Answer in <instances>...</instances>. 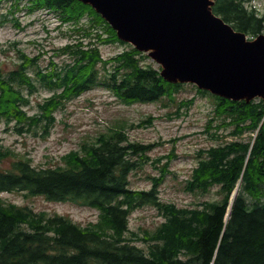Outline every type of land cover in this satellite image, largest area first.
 I'll use <instances>...</instances> for the list:
<instances>
[{
    "label": "trees",
    "instance_id": "1",
    "mask_svg": "<svg viewBox=\"0 0 264 264\" xmlns=\"http://www.w3.org/2000/svg\"><path fill=\"white\" fill-rule=\"evenodd\" d=\"M246 1L216 0L211 10L236 31L257 36L264 30V16L247 11ZM39 7L59 9L63 21L73 22L74 31L90 40L84 44L78 39L60 49L59 54L71 58L62 66L52 61L47 71L36 68L30 75L27 70L38 57H25L16 70H0V122L31 127L42 120L52 123L59 107L93 87H102L121 103L133 105L161 98L175 102V94L185 86L169 82L159 69L144 65L146 54L129 45L122 53L103 59L92 35L99 44L125 43L89 5L77 0H34L33 9ZM84 17L89 19L88 26H80ZM37 84L53 94L40 105L38 116H29L24 110L29 103L25 91H39ZM197 91L215 104L206 127L210 138L220 140L227 131L230 140L200 149L184 190L205 195L216 189L217 200L196 207L161 202L157 188L170 173L168 163L152 178L151 190L131 189L129 175L152 146L131 142L122 128L111 129L79 152L65 155L63 166L36 168L28 160H17L11 171L0 169V193L70 201L100 212L97 224L81 227L66 217L36 213L0 198V264H264V102L233 101ZM193 102L180 101L179 108H189ZM146 123L151 124L152 117ZM145 205L155 206L163 222L142 236L128 237L129 215Z\"/></svg>",
    "mask_w": 264,
    "mask_h": 264
},
{
    "label": "rangeland",
    "instance_id": "2",
    "mask_svg": "<svg viewBox=\"0 0 264 264\" xmlns=\"http://www.w3.org/2000/svg\"><path fill=\"white\" fill-rule=\"evenodd\" d=\"M259 3L263 4L264 0H259ZM1 6L2 11L5 5ZM7 18L10 20V16ZM23 21L25 22L26 19ZM54 23H57V20ZM81 25L88 26V23L84 19ZM11 27L8 21L3 29H0V68L6 73L15 69L19 63L16 50L4 44V39L12 36V32L8 33V28ZM40 27L41 25L38 24V29ZM48 27L51 28L50 25ZM73 28L75 30V25ZM45 31L40 32V35L46 39L43 43L47 53L38 63L40 68L47 65L52 50L56 61L63 64V60L67 58L65 55L56 58L57 49L78 39L83 40L84 44L89 41L75 31L69 33L70 29L66 25L58 31L52 32L47 29ZM31 32L28 28L24 35ZM248 38L251 37L248 36ZM91 41L98 43L94 35ZM19 47L30 57L41 53L40 50L43 49L26 45ZM127 48L126 44H99V50L104 59L111 58ZM143 64L159 68L156 62L148 58ZM107 69L110 70L111 67L108 65ZM35 70L36 67H31L28 73L33 75ZM99 70L101 74L105 73L101 66H98ZM37 85L39 91H25L29 103L24 109L30 116H38L41 113L40 105L52 95L50 91L41 88L40 84ZM174 98L175 102L161 98L151 103L125 105L108 90L93 87L59 107L53 114L52 123L42 120L38 125L31 127L2 121L0 122V169L11 171L13 163L17 160H28L36 168H56L62 165L65 154L79 151L85 145L89 146L99 135L109 132L110 129L122 128L132 142L155 144L147 153V158L142 160L138 168L130 174L131 189L150 190L152 178L158 177V169L168 163L170 173L157 189V196L161 202L172 203L177 207H196L201 202L217 200L216 189L205 195L191 194L184 190V184L197 164L199 150L229 140L230 138L226 135L228 132L221 134L223 141H212L209 134L211 131L207 133L206 126L212 118L214 102L209 96L199 94L192 84L185 85ZM189 99H194L189 108L186 106L179 108L180 101ZM150 116L153 117L151 125L142 124V127H138L140 122H144ZM169 155L174 157L168 159ZM0 197L5 203L26 206L36 213L44 212L50 216H63L80 226L95 223L99 215L95 209L69 201L51 202L44 197L29 196L21 192H4L0 193ZM162 221V216L153 205L135 209L128 218L127 236L133 238L142 236L144 232L153 231ZM134 244L139 247L144 245L141 242Z\"/></svg>",
    "mask_w": 264,
    "mask_h": 264
},
{
    "label": "water",
    "instance_id": "3",
    "mask_svg": "<svg viewBox=\"0 0 264 264\" xmlns=\"http://www.w3.org/2000/svg\"><path fill=\"white\" fill-rule=\"evenodd\" d=\"M78 1L121 40L149 52L169 82L192 83L231 100L264 101V36L247 41L212 14L215 0Z\"/></svg>",
    "mask_w": 264,
    "mask_h": 264
}]
</instances>
